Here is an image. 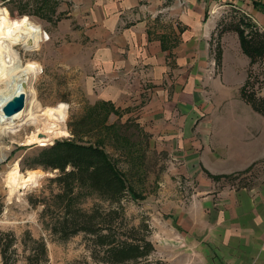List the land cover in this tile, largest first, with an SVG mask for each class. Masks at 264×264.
Instances as JSON below:
<instances>
[{
    "label": "crops",
    "instance_id": "0c3cea01",
    "mask_svg": "<svg viewBox=\"0 0 264 264\" xmlns=\"http://www.w3.org/2000/svg\"><path fill=\"white\" fill-rule=\"evenodd\" d=\"M61 1L64 59L106 83L91 101L131 115L169 158L165 185L199 195L175 226L206 264H264V116L241 97L248 81L264 98V57L250 65L236 32L264 39V0Z\"/></svg>",
    "mask_w": 264,
    "mask_h": 264
},
{
    "label": "rangeland",
    "instance_id": "374dc122",
    "mask_svg": "<svg viewBox=\"0 0 264 264\" xmlns=\"http://www.w3.org/2000/svg\"><path fill=\"white\" fill-rule=\"evenodd\" d=\"M0 8L6 9L17 24L10 41L15 43L14 49L21 61L27 81L26 94L38 106L37 111L30 106L0 123V230L11 229L17 235L28 231L34 238H42L47 249L45 264H101L98 258L91 257L90 243L82 234L62 241L51 233V226L64 213L61 203L65 201L83 211L97 206L106 210L108 205L86 189H76L69 197L61 198L62 189L51 181L54 172L25 167L34 162L42 148L56 141L71 140L68 125L96 103L91 101L89 91L99 89L93 85L90 76L81 74V66L71 69L69 61L63 57L68 51L63 49L67 39L63 40L61 31L74 22H64L63 26L67 12H63L65 7L61 0H0ZM24 22L31 24L36 32L30 47L22 45ZM74 54L76 56L77 51ZM251 73L253 75V69ZM256 88L264 89V82L255 85L254 90ZM119 113L110 114L108 124L118 125L131 144L140 146L136 156L132 155L139 158L143 152L144 158L142 162L137 160L136 167L131 168L132 163L119 156L117 148L109 144V138L108 142L102 137L101 130L90 131L82 127L76 140L99 143L103 139V149L126 176L127 186L136 195L135 198L128 195L122 201L125 223L143 230L151 242L154 251L148 262L206 264L205 252L196 248L199 244L186 238L173 222L174 212L181 209L182 204L187 205L184 216L190 215L191 199H199V195L191 192L186 179L171 176L165 185L163 177L170 166L169 158L151 150L149 145L145 146L135 125H124L128 119L125 110ZM129 118L134 119L131 115ZM140 144H143L142 148Z\"/></svg>",
    "mask_w": 264,
    "mask_h": 264
},
{
    "label": "trees",
    "instance_id": "16d2710c",
    "mask_svg": "<svg viewBox=\"0 0 264 264\" xmlns=\"http://www.w3.org/2000/svg\"><path fill=\"white\" fill-rule=\"evenodd\" d=\"M236 32L243 53L250 59V65L264 57V39L261 35L253 32L251 27L245 32L237 26ZM251 88V83L247 81L241 89V97L253 110L264 116V98L258 97ZM119 112L112 103L97 101L68 125L71 140L56 141L42 148L34 162L25 167L54 172L51 181L62 189L61 198L69 197L76 189H86L108 205L106 210L97 206L90 211H83L70 205V202L61 203L64 213L51 226V233L60 240L66 241L82 234L90 243L91 257L98 258L101 264H157L148 262L154 249L144 231L128 227L125 223L122 201L128 195L135 198L136 193L127 186L126 176L103 149L104 140L99 143L76 140L82 127L90 131L101 130L102 137L105 141L109 138V144L117 148L119 156L132 163L131 168L136 167L137 160L141 159L142 162L144 158L143 152L139 158L132 157L136 156L140 146L131 144L121 134L118 125L108 124L109 115H118ZM128 123L135 125L143 144L148 145L147 134L134 119L128 118L124 125ZM143 144H140L141 148ZM46 262L47 249L42 238H34L28 231L17 235L11 229L0 230V264Z\"/></svg>",
    "mask_w": 264,
    "mask_h": 264
},
{
    "label": "bare ground",
    "instance_id": "6f19581e",
    "mask_svg": "<svg viewBox=\"0 0 264 264\" xmlns=\"http://www.w3.org/2000/svg\"><path fill=\"white\" fill-rule=\"evenodd\" d=\"M10 17L11 16L6 9L0 8V87H2L0 88L1 124L5 119H11L15 117L25 108H30V106L35 107L36 111L38 110V106H35L26 94L27 86L26 88L21 87V83L25 82L27 85V81L20 66L21 61L19 60L18 53L14 49L15 43L10 41L12 38V32L17 28V24L12 21ZM22 29L25 31L22 45L25 47H30L34 42L36 33L35 29L27 22L22 24ZM19 93H24L25 95V107L13 117L5 118L2 113L3 105L6 103V101ZM46 141L50 142V139H46Z\"/></svg>",
    "mask_w": 264,
    "mask_h": 264
},
{
    "label": "water",
    "instance_id": "95a60500",
    "mask_svg": "<svg viewBox=\"0 0 264 264\" xmlns=\"http://www.w3.org/2000/svg\"><path fill=\"white\" fill-rule=\"evenodd\" d=\"M26 83L22 82L21 87L26 88ZM25 107V95L24 93H19L13 96L11 99L6 101L2 107V113L5 118H11ZM52 145V144H51Z\"/></svg>",
    "mask_w": 264,
    "mask_h": 264
},
{
    "label": "built area",
    "instance_id": "2783aa9c",
    "mask_svg": "<svg viewBox=\"0 0 264 264\" xmlns=\"http://www.w3.org/2000/svg\"><path fill=\"white\" fill-rule=\"evenodd\" d=\"M91 79L93 85L98 89H102L106 86L104 77H101L99 74H94Z\"/></svg>",
    "mask_w": 264,
    "mask_h": 264
}]
</instances>
